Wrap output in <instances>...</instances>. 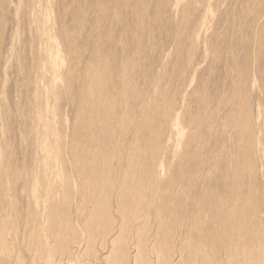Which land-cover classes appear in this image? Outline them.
<instances>
[{
    "label": "bare ground",
    "instance_id": "1",
    "mask_svg": "<svg viewBox=\"0 0 264 264\" xmlns=\"http://www.w3.org/2000/svg\"><path fill=\"white\" fill-rule=\"evenodd\" d=\"M0 264H264V0H0Z\"/></svg>",
    "mask_w": 264,
    "mask_h": 264
},
{
    "label": "rangeland",
    "instance_id": "2",
    "mask_svg": "<svg viewBox=\"0 0 264 264\" xmlns=\"http://www.w3.org/2000/svg\"><path fill=\"white\" fill-rule=\"evenodd\" d=\"M9 33H10V30H9ZM10 75V76H9ZM9 75H7V78H8V80L10 81L9 82V84H8V96L9 95H11V94H14L13 92L14 91H11V90H9L10 89V84L12 83V81L15 79V76H13V74H12V71H10L9 72ZM10 92V93H9ZM12 92V93H11ZM66 108H67V111H66ZM65 111L67 112V114H70V108H68V107H65Z\"/></svg>",
    "mask_w": 264,
    "mask_h": 264
}]
</instances>
